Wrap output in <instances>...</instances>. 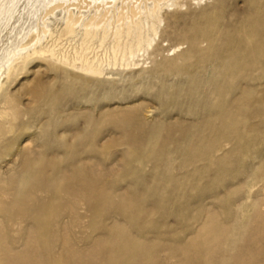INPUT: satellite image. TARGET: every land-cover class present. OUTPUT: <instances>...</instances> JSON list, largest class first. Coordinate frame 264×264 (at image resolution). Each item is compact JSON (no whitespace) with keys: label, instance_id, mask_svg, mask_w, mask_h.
<instances>
[{"label":"rangeland","instance_id":"obj_1","mask_svg":"<svg viewBox=\"0 0 264 264\" xmlns=\"http://www.w3.org/2000/svg\"><path fill=\"white\" fill-rule=\"evenodd\" d=\"M68 1L0 0L4 6L0 48L13 40L7 38L6 26H17L15 36H20L32 25L28 18L42 19L47 5ZM252 1L222 0L217 8L214 0L197 6L192 1L186 10H169L161 53L151 66L147 60L144 68L113 70L100 79L38 62L28 64L10 87L22 105V118L0 140V151L8 143L10 153L18 143L27 142L21 147L27 154L24 162L8 152L0 155V179L13 171L4 199L14 205L11 220L0 211V242L12 240L20 246L30 236L34 247L43 245L37 240L39 232L68 217L67 188L87 176L95 180L93 199L90 204L81 200L76 208L79 220L71 217L67 226L81 249L96 239H122L166 254L172 238L184 233L189 204L197 213L205 203L210 209L208 201L216 202L215 195L217 203L225 199L230 204L235 190L229 186L224 197L222 188L237 169H247L248 157L244 155L239 165L234 118L221 126L212 114L232 113L231 97L218 101L215 95L205 96L219 80L217 70L207 64L204 72H194L201 59L183 60L171 55L169 47L182 43L184 50L187 43L178 33L194 24L237 26L252 11ZM201 48H207L206 42ZM29 88L35 97L26 94ZM250 96L264 98V89L252 90ZM252 133L257 150L253 173L258 180L264 174V125ZM223 140L228 144L215 155L218 160L199 162L205 154L213 155ZM37 179L40 185L32 189L37 200L18 215L15 206L27 200Z\"/></svg>","mask_w":264,"mask_h":264},{"label":"bare ground","instance_id":"obj_2","mask_svg":"<svg viewBox=\"0 0 264 264\" xmlns=\"http://www.w3.org/2000/svg\"><path fill=\"white\" fill-rule=\"evenodd\" d=\"M192 1L197 6L202 0L52 2L46 6L42 19L28 18L32 25L22 35L15 36L17 26H6L10 30L5 34L13 40L0 48V140L12 133L15 123L22 118V105L10 87L28 64L38 62L46 68L62 67L82 77L100 79L108 78L113 70L144 68L147 60L151 66L166 41L163 35L168 26L165 19L168 11L186 10ZM214 1L216 8L222 2ZM252 3V11L241 17L237 26L229 29L213 22L194 24L178 33L187 43L184 50L182 43L169 47L171 55L183 60L201 59L194 65V72H204L207 64L217 70L219 80L205 96L215 95L218 101L231 97L232 113L212 114L214 122L221 126L234 118V153L240 158L239 165L244 155L248 157L247 169H237L222 188L224 197L229 186L234 188L231 203L225 199L217 203L215 195L216 202L208 201L211 208L205 203L199 213L189 204L184 233L172 238L166 254H154L145 245L122 239L110 242L96 239L81 249L77 236L67 226L71 217L79 220L76 208L81 200L90 204L93 199L95 180L83 177L67 188L71 198L66 205V220L61 218L46 232H39L37 240L43 245L34 247L30 236L20 246L12 240L2 241L0 264H264V174H259L258 180L254 177L257 150L256 136L252 133L256 126L264 125V98H249L252 90L264 89V0ZM60 7L62 12L55 13ZM3 9L0 6V11ZM2 32L1 29L0 42ZM203 42L206 49L201 48ZM212 50L218 52L211 55ZM232 83L237 86H231ZM26 94L35 97V90L29 88ZM227 144L223 140L213 155L205 154L199 162L208 158L218 160L215 155L222 153ZM26 145L27 142L18 143L10 153L7 143L0 155L9 153L24 162L27 154L21 147ZM11 174L13 171L0 179V211L10 220L14 205H7L4 198ZM39 185L37 179L27 200L15 206V213L22 214L33 206L30 205L37 198L32 189Z\"/></svg>","mask_w":264,"mask_h":264}]
</instances>
